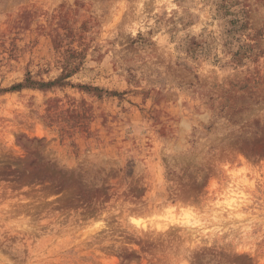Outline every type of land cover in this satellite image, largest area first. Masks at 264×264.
I'll return each mask as SVG.
<instances>
[{"label":"rangeland","instance_id":"obj_1","mask_svg":"<svg viewBox=\"0 0 264 264\" xmlns=\"http://www.w3.org/2000/svg\"><path fill=\"white\" fill-rule=\"evenodd\" d=\"M0 264H264V0H0Z\"/></svg>","mask_w":264,"mask_h":264},{"label":"bare ground","instance_id":"obj_2","mask_svg":"<svg viewBox=\"0 0 264 264\" xmlns=\"http://www.w3.org/2000/svg\"><path fill=\"white\" fill-rule=\"evenodd\" d=\"M170 209H171V207H167V210L168 211H170ZM166 211V210H165ZM167 213H169V212H167ZM166 212H165V214H167ZM172 214V213H171ZM168 216H170V215H168ZM172 218V217H171ZM173 219V218H172ZM136 225H140L141 224V222H138L137 220H135V219H131ZM156 223L158 224L159 222H155V225H156ZM161 223V222H160ZM159 223V225H161V226H165L167 223L165 222L164 224L162 223V224H160ZM184 223H187V220H185L184 221ZM158 226V225H157Z\"/></svg>","mask_w":264,"mask_h":264},{"label":"trees","instance_id":"obj_3","mask_svg":"<svg viewBox=\"0 0 264 264\" xmlns=\"http://www.w3.org/2000/svg\"><path fill=\"white\" fill-rule=\"evenodd\" d=\"M20 86H21V84H18V85L14 86V87L16 88V87H20Z\"/></svg>","mask_w":264,"mask_h":264}]
</instances>
